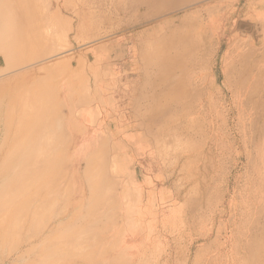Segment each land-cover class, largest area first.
<instances>
[{"label":"rangeland","instance_id":"rangeland-1","mask_svg":"<svg viewBox=\"0 0 264 264\" xmlns=\"http://www.w3.org/2000/svg\"><path fill=\"white\" fill-rule=\"evenodd\" d=\"M64 1H70L74 8L78 7L76 0H59L58 3L55 0H38L37 12L31 14L34 19L29 18L31 26L28 24L27 27H38V33L35 29L36 35H39L40 30V35L49 33L43 14L46 2H50V12L58 13L61 18L60 33L56 32L48 47H44L48 51L46 54L40 51L41 55L37 53L39 57L28 59L27 50L26 53L15 55L17 65L13 64L11 69L1 62L0 67L6 68L7 73L23 68L30 73L27 82L17 86L10 96L24 101L28 99V103L34 100L33 107L27 106V112L22 116L25 125L17 134L13 129L6 130L7 126L1 125L0 141L5 140V145L15 146L33 134L34 128L30 122L35 117L34 110H40L42 98L52 93L60 106L54 120L57 122L69 115L67 124L71 132L65 133L63 137L73 143L74 151L87 155L93 151L91 144L97 145L101 140L109 139L111 134L116 135L115 142L125 150L120 134L131 133V125L134 123L131 101L134 98L133 89L139 82L140 45L153 32V26L166 19H176L175 24L179 28L165 41V50L169 51L175 64H189V54L206 39L209 40L207 52L210 56L206 68L194 79L202 94L195 102L199 110L190 118L201 121V134L173 149L174 152L185 154L177 167L173 164V158L171 163L167 159L161 160L158 166L162 169L175 166L171 177L181 192L177 194L167 186L166 175L169 172L161 174L156 165L150 164L146 153L135 155L124 152L129 162V171L134 175L136 191L120 200L119 222L116 226L113 222V229L106 231L112 237L93 244L81 243L70 250L72 259L57 254L46 264H203L206 258L213 259L212 264H238L232 229L238 221L243 192L242 176L247 169L245 148L236 130L243 122L242 107L232 100L223 59L228 52L234 51V44H239L238 54H245L251 41L258 38L260 22L264 20V0H197L159 20L135 23L128 27L117 25L114 19L101 18L103 10L100 7L104 0H96L94 3L89 0L80 20L73 21L74 30L69 29L71 15L63 8ZM89 20L93 21L89 23ZM242 23L248 26L245 28ZM199 25L200 28H197ZM64 33L68 36L64 37ZM260 47L264 52V44H260ZM238 64H250V61L245 57ZM177 70L180 72L181 67ZM4 75L3 78L6 77ZM61 87L66 88L69 95L64 101V110L61 108V99L64 98L60 95ZM34 92L40 97L29 100ZM81 93H84V101L90 102V106L85 103L77 106L82 109L80 114L74 103ZM218 113L223 114L222 119L216 118ZM59 137L54 136L46 140V143L57 147L63 142ZM65 149L57 147L53 153L61 154ZM102 154L98 151L96 153L98 157ZM12 159L15 161L17 158L14 156ZM80 164L82 168L85 165L84 162ZM65 167L58 164L57 178L48 179L47 190L74 191L72 177L63 178L62 171L59 174L60 169ZM42 182L45 183L44 180L35 179L33 186L37 188ZM214 190L217 198L220 197V205L207 220V209L213 200L210 199V193ZM16 191L15 195L21 196L24 192L22 185ZM50 197L47 194L45 199L50 200ZM86 198L87 194L82 205L86 204ZM65 205L64 199L59 200L45 211L46 218L61 211ZM2 213L0 210V218ZM12 224L9 222L10 228ZM70 225L62 224L57 228L55 236L61 238L71 230ZM107 225L103 223L78 235L80 238L88 237V233L103 231ZM219 226L225 231L222 244L207 256L200 255L195 260L196 248L210 242ZM199 231L205 232V235L194 239ZM111 242H115V252L105 258L102 253ZM34 253L26 256L25 260L30 262L42 259L37 256L39 252Z\"/></svg>","mask_w":264,"mask_h":264},{"label":"bare ground","instance_id":"bare-ground-1","mask_svg":"<svg viewBox=\"0 0 264 264\" xmlns=\"http://www.w3.org/2000/svg\"><path fill=\"white\" fill-rule=\"evenodd\" d=\"M76 1L77 8L72 7L70 1H64L62 4L71 15L70 30L75 29L73 21L80 20V15L89 2ZM195 1L197 0H104L100 7L103 10L101 18L114 19L117 25L134 26L135 23L142 24L164 18L168 13ZM38 5V0H0V65L1 62L9 65L10 68L6 66L7 70L11 69L13 64L17 65L14 56L27 50L28 59L39 57L40 51L46 54L48 51L44 47H48L56 32L60 33L62 21L58 13L50 12V2L45 3L43 13L49 33L40 35V30L39 35H36L35 29L38 27L28 28L31 26L29 18L32 20L34 16L31 17V14L37 12ZM92 21L89 20V23ZM175 21L176 19H166L153 26V32L140 45L139 82L133 89L134 98L131 101L134 123L131 125V133L120 134L125 150L115 142L116 135L111 134L109 139L105 138L97 145L91 144L93 151L87 155L74 151L73 143L63 137L65 133L71 132L70 125L67 124L69 115L57 122L54 120L60 106L52 97V93L48 94L49 97L42 98L40 110H34L35 117L30 122L34 128L31 136L25 141H19L15 146L5 145V140L0 141V210L3 212L0 218V264H46L57 254L71 258L70 250L81 243L86 245L110 239L112 236L106 234V231L113 229V225L116 226L119 222L120 200L123 197L128 198L130 192L136 191L134 175L129 171L125 153H146L150 164L156 165L161 174L169 172L166 175L167 186L177 194L181 192L180 188L174 185L171 176L185 154L174 152L173 149L201 134V121L190 118L198 112L195 102L202 94L194 79L206 68L210 53L207 52L209 40L206 39L189 54V64H175L174 58L165 50L166 39L179 28ZM261 21L260 35L251 41L249 50L245 54H238L239 44L236 43L233 46L234 51L228 52L223 59L232 100L242 107L238 106L243 122L236 130L245 148L247 169L242 176L243 192L238 221L232 229L234 254L238 264H264V52L260 47V44H264V20ZM241 25L245 28L248 26L244 23ZM197 28H200V25ZM29 29L33 30L30 32ZM63 36L67 37L68 34L64 33ZM38 52L40 55H37ZM245 57L250 64H238ZM3 75L6 77L3 78ZM29 76L26 68L7 73L6 68L0 67V128L5 125L6 130L13 129L17 134L25 125L22 116L27 112V106L33 107L34 100L28 103V99H14L10 94L17 86L27 82ZM36 94L34 92L29 100L38 98L39 95ZM60 95L64 96L61 99V108L64 110V101L69 97L68 90L61 87ZM83 96L84 93H81L74 103L76 109L84 105ZM85 104L90 106V102ZM81 111L79 108L80 114ZM217 117L222 119L223 114L218 113ZM58 135L59 140L63 142L57 147L66 149L61 154H54L57 147L46 143V140ZM97 151L103 154L98 157ZM14 156L17 158L15 161L12 159ZM172 158L175 164L173 168L158 167L161 160L167 159L166 161L171 163ZM81 162L85 163L83 168ZM58 164L66 165L60 169L59 174L62 171L63 178L72 177L74 191L47 190L48 179L57 178ZM220 169L219 167L218 170ZM35 179L44 180L45 183L42 182L36 188L33 186ZM19 185H22L24 191L21 196L15 195ZM215 187L218 188V185L215 184ZM47 194L52 196L50 200L45 199ZM86 194V204L82 205ZM210 197L213 200L207 209V220L220 205V197L217 198L215 190L211 191ZM63 199L66 207L46 218L45 211ZM9 222L13 223L12 228ZM64 223L71 224V230L57 238L56 230ZM103 223L108 224L103 231L94 230L88 233V237H79V233H85L89 228L95 229ZM204 235L205 232L199 231L194 239ZM224 236L225 231L219 226L210 242L196 248L195 260L200 255L207 256L219 247ZM114 246L115 242L109 243L102 256L109 258L115 252ZM35 251L39 252L37 256L42 259L26 261L25 257L35 254ZM202 263L212 264L213 259L206 258Z\"/></svg>","mask_w":264,"mask_h":264}]
</instances>
